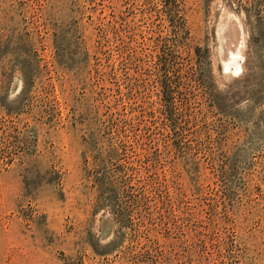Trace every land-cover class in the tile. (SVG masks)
I'll list each match as a JSON object with an SVG mask.
<instances>
[{
    "label": "rangeland",
    "instance_id": "1",
    "mask_svg": "<svg viewBox=\"0 0 264 264\" xmlns=\"http://www.w3.org/2000/svg\"><path fill=\"white\" fill-rule=\"evenodd\" d=\"M1 149L0 264H264V0H0Z\"/></svg>",
    "mask_w": 264,
    "mask_h": 264
},
{
    "label": "trees",
    "instance_id": "2",
    "mask_svg": "<svg viewBox=\"0 0 264 264\" xmlns=\"http://www.w3.org/2000/svg\"><path fill=\"white\" fill-rule=\"evenodd\" d=\"M0 155H1L0 158H2L5 163H8L9 162V160L7 158L9 155L7 154V151L6 150L1 149L0 150Z\"/></svg>",
    "mask_w": 264,
    "mask_h": 264
},
{
    "label": "bare ground",
    "instance_id": "3",
    "mask_svg": "<svg viewBox=\"0 0 264 264\" xmlns=\"http://www.w3.org/2000/svg\"><path fill=\"white\" fill-rule=\"evenodd\" d=\"M232 56H234V53H232Z\"/></svg>",
    "mask_w": 264,
    "mask_h": 264
}]
</instances>
